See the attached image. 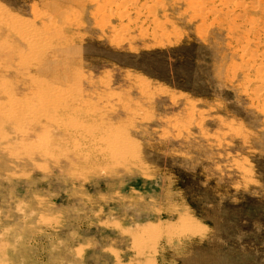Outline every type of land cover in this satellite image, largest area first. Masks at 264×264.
<instances>
[{
	"label": "rangeland",
	"instance_id": "374dc122",
	"mask_svg": "<svg viewBox=\"0 0 264 264\" xmlns=\"http://www.w3.org/2000/svg\"><path fill=\"white\" fill-rule=\"evenodd\" d=\"M263 29L264 0H0V264H264Z\"/></svg>",
	"mask_w": 264,
	"mask_h": 264
},
{
	"label": "bare ground",
	"instance_id": "6f19581e",
	"mask_svg": "<svg viewBox=\"0 0 264 264\" xmlns=\"http://www.w3.org/2000/svg\"><path fill=\"white\" fill-rule=\"evenodd\" d=\"M247 30H248V29H247ZM263 30H264V29H263ZM248 31H249V30H248ZM252 53H253V52H252ZM259 54H260V53H259ZM261 55H262V54H261ZM261 55H260V56H261ZM252 57H253V56H252ZM262 57H263V56H262ZM257 65H258V64H257ZM250 66H251V65H250ZM259 67H260V66H259ZM259 70H260V69H259ZM256 73H257V72H256ZM261 73H262V72H261ZM257 91H258V90H257ZM19 109H20V108H19Z\"/></svg>",
	"mask_w": 264,
	"mask_h": 264
}]
</instances>
